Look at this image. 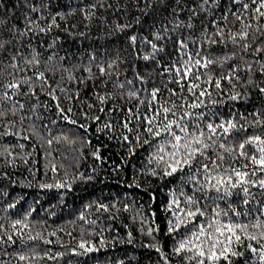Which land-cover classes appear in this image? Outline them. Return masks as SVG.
Returning <instances> with one entry per match:
<instances>
[{
	"label": "snow or ice",
	"instance_id": "6c2138e0",
	"mask_svg": "<svg viewBox=\"0 0 264 264\" xmlns=\"http://www.w3.org/2000/svg\"><path fill=\"white\" fill-rule=\"evenodd\" d=\"M13 6L26 11L15 17L18 22L6 19L10 15L7 12L0 14V136H18L25 141L38 136L49 146L61 141L75 144L67 135H50L49 125L63 121L85 133L91 129L108 134V139H118L126 146L128 157L139 150L147 151L146 163L136 170L128 186L147 192L141 176L145 183L155 180L162 186H174L169 188L171 198L164 211L170 217L166 227L173 238L170 252L176 264H264V106L247 115L234 109L226 115L217 111L233 102L246 103L252 95L250 90L264 96V0H131L132 8L142 16L167 11L172 17L167 23L154 20L148 36L134 31L142 24L140 16L127 23L117 20L109 27L107 18L97 15L101 10L127 15L129 6L120 5L118 0L115 5L108 0H81L79 5L63 10L53 0H19V5L13 0ZM77 11L89 31L93 20L108 28L106 38L131 33L127 45L132 49V61L126 63L120 49H114L108 58L105 49L104 59L95 52L87 53L86 63L80 57L81 63L72 65L75 71L62 65L70 57L56 61L53 54L42 63L35 42L40 40L43 47L41 37L60 29L61 21L67 24L68 17ZM78 35L87 38L86 32ZM58 40L53 38L47 49L54 48ZM139 61L154 66L159 84L151 73L142 71ZM80 71L85 75L78 79L75 73ZM57 72L61 81L85 86L91 83L93 102L82 100L80 90L69 93L60 81L50 82L49 77ZM62 99L68 105L79 101L78 118L72 106H61ZM53 108L56 118L42 125L49 133L45 138L37 123L45 120L42 112L52 114ZM14 128L16 131H11ZM27 129L31 135L25 134ZM83 143L90 145L91 141ZM91 154L101 160L99 149ZM0 156L15 163L11 148H4ZM20 158L28 163L27 157ZM51 168L56 171L55 164ZM113 171H121V166ZM149 199L155 202L157 197L152 194ZM97 208L110 211L106 204ZM128 208L124 206L125 211ZM150 215L151 221L141 219V224L148 226L140 231L153 237L160 229L155 225L156 212ZM12 228L23 236L28 225L16 220ZM131 236L129 232L128 243H132ZM27 239L53 243L40 233L28 234ZM15 243L11 234H0V246ZM100 245L104 246L103 239ZM144 247L160 253L163 264H172L169 254L155 242ZM99 250L90 241L81 240L71 252ZM64 254L46 252L45 256L55 260ZM18 259L27 261L29 257L18 255Z\"/></svg>",
	"mask_w": 264,
	"mask_h": 264
},
{
	"label": "trees",
	"instance_id": "16d2710c",
	"mask_svg": "<svg viewBox=\"0 0 264 264\" xmlns=\"http://www.w3.org/2000/svg\"><path fill=\"white\" fill-rule=\"evenodd\" d=\"M80 2L81 0H53L56 7L61 10L65 6L75 7ZM118 2L120 5L129 6L127 15L114 14L113 10H101L97 13L98 16L107 18L109 27H114L117 20L127 23L134 16H140L142 24L135 27L134 31L138 35L148 36L154 20L167 23L172 19L167 11L145 17L132 8L131 0H118ZM220 2L224 3V0ZM108 3L115 5L116 0H108ZM23 11L26 10L22 6H13V0H0V14L9 13L10 15L5 18L10 19L11 22H18L15 17L20 16ZM13 12L15 16H11ZM216 15L219 17L220 12ZM72 25L76 27L73 28ZM66 27L69 29L68 32L63 31ZM107 31L108 28H105L99 20L91 21V31H89L77 11L75 16L68 17L67 24L61 21L60 29H53L48 36L41 37L43 47H40V40H37L35 45L41 51L42 63L53 54L56 61H59L60 57H70L71 59L64 60L62 65L72 71H75L72 68L73 64L81 63L80 57H84V63L87 62L88 52H95L97 57L104 59L105 49L108 50V58L114 55V49H120L122 59L130 63L132 58L129 53L132 49L127 45V35L131 33L109 39L106 38ZM80 32H86L87 38L80 37L78 35ZM55 37H59L55 47L47 49V44ZM144 51L148 49L145 48ZM137 63L142 66L143 72L151 73L152 78L159 84L160 78L156 72H153L154 66L142 61ZM56 66L61 65L58 63ZM121 68L123 69L124 66L121 65ZM93 71L95 72V68ZM127 71L128 78L131 79L130 69ZM75 74L78 79L85 75L82 71ZM60 77L61 73L57 72L55 77L50 76L49 79L50 82L60 81L62 87L68 89L69 93L80 90L82 100L93 102L91 83L86 86L77 85L61 81ZM151 86L150 83L148 87ZM250 91L252 95L246 103L233 102L218 108L217 111L226 115L230 109H234L247 115L264 106V96L254 90ZM49 103L51 104L50 101ZM78 103L79 101L74 100L72 105H68L62 99L61 106H72L78 118L79 109L76 107ZM54 113V108L52 114L42 112L45 120L37 123L40 134L45 138L49 137V133L42 125L48 123L49 119H55ZM25 127L27 128V121ZM49 127L52 137L67 135L76 143L68 144L61 141L49 146L38 136H32L28 141L18 136H0V151L6 147L11 148L15 157V163L10 164L5 156H0V225H3L0 228V234L7 232L16 241L15 244L0 246V262L4 264H120L123 261V264H163L160 253L154 248L144 247L154 242L171 258L170 249L173 238L167 234V219L170 217L164 208L171 198L169 188L174 186H162L155 180L145 183V178L142 176L139 180L143 188L148 189L147 192L128 186L132 183V176L135 175L136 170L141 169L146 163L148 152L139 150L135 156L128 157L126 146L116 138L108 139L106 133H97L91 129L85 133L82 129L63 121ZM25 134L31 135V129H27ZM84 140H90L91 144L83 143ZM19 144H24L25 147L21 149ZM97 149L101 156L99 161L91 154ZM28 153L32 155L29 157ZM20 157H27L28 163L24 164ZM125 160L127 163H122ZM52 164L56 165V171H52ZM117 165L121 166V171H113ZM81 174L84 179L81 178ZM42 184L54 185V187H40ZM57 184L66 186L58 188L55 187ZM152 194L157 197L155 202L149 199ZM257 199L259 200L260 197L257 196ZM12 204L15 205L14 208L9 207ZM99 204L109 205L110 211H98ZM113 205H115L114 208ZM125 205H129L127 211L124 210ZM253 207L256 206L253 205ZM151 211L156 212L155 225L160 229L159 232L153 233L154 240L153 237H148L140 231L142 226L145 229L148 226L141 224L142 218L149 221L153 219L150 215ZM16 220H22L28 225V228L23 229V236L17 234L12 228ZM52 232L56 235L52 236ZM129 232L132 234V243L127 242ZM37 233L46 240H52L53 243L45 244L41 240L27 239L28 234L35 236ZM101 239L104 241V246L100 245ZM81 240L90 241L100 250L86 254H73L71 249L76 248ZM5 251L7 255L4 254ZM78 251L83 252V250ZM46 252L65 254L51 260L45 256ZM18 255H26L29 259L20 261ZM171 259L172 264H176L175 258Z\"/></svg>",
	"mask_w": 264,
	"mask_h": 264
}]
</instances>
